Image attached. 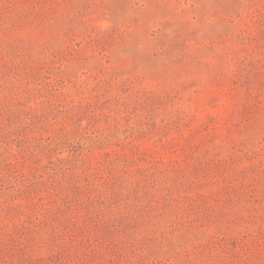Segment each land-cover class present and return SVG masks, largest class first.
Instances as JSON below:
<instances>
[{
	"label": "rangeland",
	"instance_id": "obj_1",
	"mask_svg": "<svg viewBox=\"0 0 264 264\" xmlns=\"http://www.w3.org/2000/svg\"><path fill=\"white\" fill-rule=\"evenodd\" d=\"M0 264H264V0H0Z\"/></svg>",
	"mask_w": 264,
	"mask_h": 264
}]
</instances>
